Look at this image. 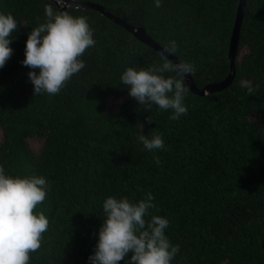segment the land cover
Listing matches in <instances>:
<instances>
[{
    "label": "trees",
    "instance_id": "obj_1",
    "mask_svg": "<svg viewBox=\"0 0 264 264\" xmlns=\"http://www.w3.org/2000/svg\"><path fill=\"white\" fill-rule=\"evenodd\" d=\"M224 80L239 0H78ZM206 94L99 10L0 0V264H264V0Z\"/></svg>",
    "mask_w": 264,
    "mask_h": 264
},
{
    "label": "water",
    "instance_id": "obj_2",
    "mask_svg": "<svg viewBox=\"0 0 264 264\" xmlns=\"http://www.w3.org/2000/svg\"><path fill=\"white\" fill-rule=\"evenodd\" d=\"M51 1L56 2L61 11H65L69 6L86 7V8H93V9L99 10L104 15L111 18L114 22L125 27L128 31L133 33L140 41H142L143 43L149 45L150 47L154 48L158 52L168 57L175 64L176 68L180 71V73L184 76L187 85L195 93L206 94L212 91H217V90H220L226 87L233 81V78L235 76V71H236L235 58H236V54L238 51L240 29H241L242 21L244 18L246 0H239V4L237 7L236 17L234 21V26H233V30H232V34L230 38V45H229V51H228V59L230 61V66H231L229 74L224 80L220 82L207 84L202 89L196 86L194 79L189 73L186 65L178 57H176L169 50H167L164 46H162L160 43H158L152 37H150V35L146 32V30L143 27H137V26L131 25L128 22H126L124 19L112 14L110 11H108L103 6L93 3V2L78 1V0H51Z\"/></svg>",
    "mask_w": 264,
    "mask_h": 264
}]
</instances>
